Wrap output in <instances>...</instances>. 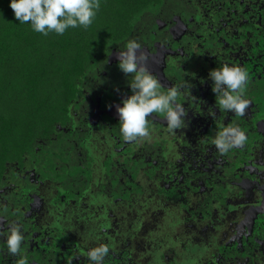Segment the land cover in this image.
Here are the masks:
<instances>
[{
    "label": "flooded vegetation",
    "instance_id": "af4514ba",
    "mask_svg": "<svg viewBox=\"0 0 264 264\" xmlns=\"http://www.w3.org/2000/svg\"><path fill=\"white\" fill-rule=\"evenodd\" d=\"M166 2L148 20L162 39L153 50L140 45L162 91L183 86L187 126L169 132L166 118L153 113L151 141L116 140L119 124L110 118L119 116L110 103L117 108L132 94L131 76L119 68V52L107 60L113 65L102 60L92 102L83 95L43 152L3 174L0 225L21 224L29 264H89L86 252L98 243L110 248L104 264L153 257L152 264H264V162L257 158L264 146V0ZM224 63L248 73L251 104L243 117L216 105L209 72ZM109 82L115 89L108 99ZM209 104L215 118L205 112ZM228 123L248 139L221 155L211 140ZM125 146L126 166L114 160ZM151 237L161 250L144 246ZM4 239L0 264H15L19 257L7 253Z\"/></svg>",
    "mask_w": 264,
    "mask_h": 264
},
{
    "label": "trees",
    "instance_id": "16d2710c",
    "mask_svg": "<svg viewBox=\"0 0 264 264\" xmlns=\"http://www.w3.org/2000/svg\"><path fill=\"white\" fill-rule=\"evenodd\" d=\"M166 1L101 0L88 29L44 36L15 18L10 0H0V188L6 168L43 152L83 95L91 101L97 65L107 64L119 44L146 32L155 18L150 15H158ZM115 152L114 160L126 166L128 147Z\"/></svg>",
    "mask_w": 264,
    "mask_h": 264
},
{
    "label": "clouds",
    "instance_id": "9594fccd",
    "mask_svg": "<svg viewBox=\"0 0 264 264\" xmlns=\"http://www.w3.org/2000/svg\"><path fill=\"white\" fill-rule=\"evenodd\" d=\"M10 8L21 24H30L32 30L44 36L49 33L63 35L69 28L88 29L100 10L101 0H10ZM149 53L136 40H129L118 54V66L126 75L132 94L117 106L119 131L125 142L142 143L151 141L154 129L149 127L150 114L166 118L167 131L175 133L187 126L188 110L180 102L184 92L182 85L167 87L149 70ZM213 81L212 91L216 94V105L222 113H234L243 117L251 104L245 96L248 73L238 65L224 63L209 72ZM191 89V87H190ZM208 113L216 116L213 108ZM248 137L241 127L233 123L219 127L211 144L221 155L243 146ZM0 237H4L7 253L19 257L15 264H29L23 254L24 235L22 226L16 221L0 225ZM110 248L98 243L90 247L86 256L89 264H104Z\"/></svg>",
    "mask_w": 264,
    "mask_h": 264
},
{
    "label": "rangeland",
    "instance_id": "374dc122",
    "mask_svg": "<svg viewBox=\"0 0 264 264\" xmlns=\"http://www.w3.org/2000/svg\"><path fill=\"white\" fill-rule=\"evenodd\" d=\"M149 15V14H148ZM150 17H151V15H150ZM149 29V30H148ZM146 33H148L147 34V36H146ZM161 34V31L158 29V28H156V26L153 24H151V28L150 27H148L147 26V29H146V32H144L143 30L139 33V36L138 37H135L134 39H132V40H136L137 42H139L140 44H146V46H147V50H153L155 47L154 46H156V45H158V41L159 40H161L162 39V36H159ZM148 38H149V40H148ZM128 41V40H127ZM125 45H124V43H121V44H119L116 48H115V51H117V52H119L120 50H124L125 49V47H124ZM111 60L113 61V59H112V57H111ZM107 64H111V65H113L114 64V62L113 63H111V62H108ZM121 83V82H120ZM112 84H113V82H109L107 85H105V88H108V90L106 91V93H105V98H107L108 97V99L110 98V94L112 93V90H114L115 88H114V85H113V87H112ZM116 86L118 85V82H116V84H115ZM93 87H95V85H93ZM116 92V91H115ZM110 102H112L111 100L109 101V102H107V103H110ZM205 112H206V110H208L209 108H210V104L209 105H206L205 106ZM107 109H109V107L107 108ZM109 112H111V114L113 115V116H119V114H118V111H117V108L116 107H114V105H112V103H110V111ZM110 121H116L115 123H114V125H117V122H119L118 120H115L114 118H110ZM191 141V140H190ZM190 145H191V143H188L187 145H186V147L188 148L186 151H188L189 152V149H190ZM191 150V149H190ZM192 151V150H191ZM264 146H263V149L261 150V151H259L258 152V154H257V158L258 159H260V162H264ZM136 230H137V228L135 227V226H133V228H131L130 230H129V232L130 233H134V234H136ZM143 229H141V228H139V231H138V238L137 237H135V238H132L131 237V240H132V242L134 241V240H136V239H140V237L142 236L141 235V231H142ZM136 235V236H137ZM143 236H146V235H143ZM152 238V240H151V242L150 243H148V242H146V244L144 245L145 247L147 246V245H150V247H152L153 249H155V248H157L158 250H161V248L159 247V244H156L157 243V237H151ZM148 240V239H147ZM155 242H154V241ZM146 241V240H145ZM150 250V249H149ZM158 253H160V251H156V253L155 254H158ZM155 261V257H153V262ZM152 261H150V260H146V262H145V264H152L153 263Z\"/></svg>",
    "mask_w": 264,
    "mask_h": 264
}]
</instances>
